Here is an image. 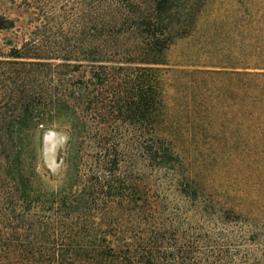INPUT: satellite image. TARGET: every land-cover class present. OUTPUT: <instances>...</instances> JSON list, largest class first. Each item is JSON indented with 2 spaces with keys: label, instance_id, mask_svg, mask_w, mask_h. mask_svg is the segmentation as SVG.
Wrapping results in <instances>:
<instances>
[{
  "label": "trees",
  "instance_id": "16d2710c",
  "mask_svg": "<svg viewBox=\"0 0 264 264\" xmlns=\"http://www.w3.org/2000/svg\"><path fill=\"white\" fill-rule=\"evenodd\" d=\"M205 3L21 0L35 25L0 51V264L262 261L257 202L238 208L209 179L219 170L177 152L167 116L166 53ZM232 56L188 73L200 131L182 138L264 160V29ZM47 132L65 137L56 175Z\"/></svg>",
  "mask_w": 264,
  "mask_h": 264
},
{
  "label": "rangeland",
  "instance_id": "374dc122",
  "mask_svg": "<svg viewBox=\"0 0 264 264\" xmlns=\"http://www.w3.org/2000/svg\"><path fill=\"white\" fill-rule=\"evenodd\" d=\"M32 18L21 5V0H0L1 52L6 53L11 47L20 46L28 38L35 25L31 23ZM263 29L264 0H206L194 32L172 44L166 53L167 65L164 67L167 116L169 104L173 133L178 138L175 143L177 152L189 154L196 162L202 160L207 168L219 170L218 175L209 179L222 186V192L235 190L229 198L238 208H248L250 203L257 202L260 216H264L263 157L254 161L247 153L225 154L203 150L185 142L182 136L192 140L200 131L192 125V121L198 119L199 92L191 87L188 73L237 62L233 61L232 54L260 46ZM49 133L53 136L48 137ZM64 141L65 137L60 133L47 132L44 136L42 158L54 175L59 172L56 157ZM241 190L248 195L242 198ZM259 264H264V258Z\"/></svg>",
  "mask_w": 264,
  "mask_h": 264
},
{
  "label": "water",
  "instance_id": "95a60500",
  "mask_svg": "<svg viewBox=\"0 0 264 264\" xmlns=\"http://www.w3.org/2000/svg\"><path fill=\"white\" fill-rule=\"evenodd\" d=\"M50 136H53V134H52V133H49V136H48V137H50ZM48 137H47V138H48Z\"/></svg>",
  "mask_w": 264,
  "mask_h": 264
}]
</instances>
